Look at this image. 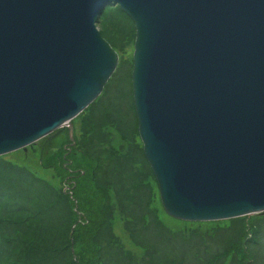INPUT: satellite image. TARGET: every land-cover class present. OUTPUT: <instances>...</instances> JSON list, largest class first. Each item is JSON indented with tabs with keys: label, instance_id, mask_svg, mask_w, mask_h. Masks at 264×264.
<instances>
[{
	"label": "water",
	"instance_id": "95a60500",
	"mask_svg": "<svg viewBox=\"0 0 264 264\" xmlns=\"http://www.w3.org/2000/svg\"><path fill=\"white\" fill-rule=\"evenodd\" d=\"M134 22L138 132L166 213H264V0H0V156L69 128L119 55L97 22Z\"/></svg>",
	"mask_w": 264,
	"mask_h": 264
},
{
	"label": "trees",
	"instance_id": "16d2710c",
	"mask_svg": "<svg viewBox=\"0 0 264 264\" xmlns=\"http://www.w3.org/2000/svg\"><path fill=\"white\" fill-rule=\"evenodd\" d=\"M97 25L120 60L102 94L73 120L76 144L66 128L27 152L0 156V264H264L257 255L264 214L193 223L166 213L138 132L134 22L111 4ZM18 154L54 167L58 185Z\"/></svg>",
	"mask_w": 264,
	"mask_h": 264
},
{
	"label": "rangeland",
	"instance_id": "374dc122",
	"mask_svg": "<svg viewBox=\"0 0 264 264\" xmlns=\"http://www.w3.org/2000/svg\"><path fill=\"white\" fill-rule=\"evenodd\" d=\"M118 83V82H117ZM120 85V82L118 83L117 87ZM123 87H126L125 84L123 83L122 84ZM116 88V87H115ZM124 94L126 95V93L124 92ZM52 135V134H51ZM58 135V134H57ZM47 137V136H46ZM52 137H55L52 135ZM45 138V137H44ZM43 139V138H42ZM42 139H40L39 141H41ZM39 141H37L36 143H38ZM35 143V144H36ZM22 150V149H20ZM20 150H17V151H14V152H11L9 154H6V155H10V154H13V153H16ZM28 151V149H27ZM19 155V154H18ZM19 162L20 164H24L26 165L33 173H35L37 176L47 180V181H50L52 184L54 185H58V176H57V171L55 170L54 167H51V168H44L42 165H41V159L39 158V156H35V157H32L31 160L29 161V163H26V159L23 155H19ZM253 218H255V216H253ZM179 220V219H177ZM264 220V219H263ZM169 224H171L173 227H175L176 229H181L184 224L181 223V221H173V220H168L167 221ZM264 225V223H263ZM192 226H195L194 224ZM208 227L206 225H203L201 227V230H205L207 229ZM264 245V244H263ZM257 255H258V259H262V255H264V252H263V248L260 247V255L258 254L257 252Z\"/></svg>",
	"mask_w": 264,
	"mask_h": 264
},
{
	"label": "bare ground",
	"instance_id": "6f19581e",
	"mask_svg": "<svg viewBox=\"0 0 264 264\" xmlns=\"http://www.w3.org/2000/svg\"><path fill=\"white\" fill-rule=\"evenodd\" d=\"M99 28V27H98ZM136 38V37H135ZM109 42V41H108ZM110 43V42H109ZM134 43H135V40H134ZM112 46V45H111ZM113 47V46H112ZM113 49L115 50V48L113 47ZM116 51V50H115ZM132 51H134V44H133V50ZM117 52V51H116ZM118 53V52H117ZM119 55V54H118ZM131 57H132V60H133V52H132V55H131ZM119 60H120V57H119ZM119 64V63H118ZM118 67V66H117ZM117 69V68H116ZM115 73V72H114ZM113 76V75H112ZM66 129V128H65ZM68 130H69V128H68ZM70 133V132H69ZM73 133H74V129H73ZM141 139V138H140ZM143 144V143H142ZM264 214V213H263ZM187 222H193V223H197V222H199V221H187ZM207 222H212V221H207Z\"/></svg>",
	"mask_w": 264,
	"mask_h": 264
}]
</instances>
